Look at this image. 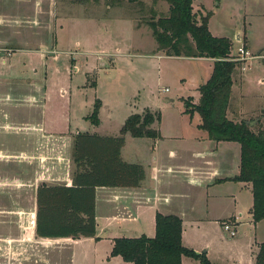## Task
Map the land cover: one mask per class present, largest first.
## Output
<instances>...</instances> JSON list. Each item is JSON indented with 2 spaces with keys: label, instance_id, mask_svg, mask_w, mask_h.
<instances>
[{
  "label": "rangeland",
  "instance_id": "obj_1",
  "mask_svg": "<svg viewBox=\"0 0 264 264\" xmlns=\"http://www.w3.org/2000/svg\"><path fill=\"white\" fill-rule=\"evenodd\" d=\"M55 1L63 5L69 17L63 22L59 18L55 21L54 41L47 43L50 48L45 50V58L35 51L38 50L37 36H27L29 30L25 26L4 42L3 48L14 50L0 51V164L27 161L30 165L27 174L31 176L28 184L23 180V167L15 164L8 166L12 173L9 175L19 177V181L3 178L8 175L0 172V221H14L21 229L32 225L36 186L65 184L64 175L71 178L72 143L77 133L118 136L130 115H142L147 110L158 113L159 120L152 128L162 137L179 142L190 139L200 117L197 113H185L183 101L197 103L198 89L208 80L214 64L206 58L167 57L154 48L156 42L147 24L168 15L169 6L164 1L142 0L134 4L117 0ZM249 24L252 26L250 53L255 58L241 62V69L233 75L227 118L255 122L251 126L256 130L264 128V51L262 55L257 53L264 46V13L250 18L247 13L238 12L224 26L223 34L232 39L233 55L236 32L243 34V28L247 30ZM30 94L41 97H27ZM95 110L98 124L90 119ZM39 122L44 126L45 137ZM23 133L30 138L27 148L30 151L18 156L13 154V149L24 148ZM128 139V149L134 153L139 151V140L129 136ZM0 170L7 169L0 165ZM178 187L179 192L192 195L196 203L194 216L183 218L182 245L196 253L206 251L210 264H237V259H247L249 239L253 235L246 223L248 196L243 194L238 204L230 198L211 197L212 205L207 209L204 191L199 193L184 185ZM207 211L208 220L198 219ZM230 215H235L241 224L234 238L220 226L221 221L231 222L227 219ZM9 239H12L10 235L0 234V264H18L19 258L28 264L30 257L38 259L30 251L28 242L24 241L21 247L20 238V246L15 250V243L8 242ZM75 241L47 243L46 263L55 264L52 260L57 261L59 257L58 261L71 260L76 264H112L109 257L107 262L99 260L108 250L106 244L96 246L94 242ZM183 260L181 264H201L187 257Z\"/></svg>",
  "mask_w": 264,
  "mask_h": 264
},
{
  "label": "trees",
  "instance_id": "obj_2",
  "mask_svg": "<svg viewBox=\"0 0 264 264\" xmlns=\"http://www.w3.org/2000/svg\"><path fill=\"white\" fill-rule=\"evenodd\" d=\"M130 4L142 0H117ZM168 4V15L147 25L156 42L157 51L167 57L206 58L213 69L205 84L199 87L196 104L183 101L185 113H197V126L214 142H232L240 147L239 175L232 180L250 186L254 224L264 220V128L246 121L227 118L233 86V75L241 62L231 55L232 42L214 37L208 30L210 13L194 12V0H153ZM98 124L97 111L90 117ZM158 113L144 111L130 115L118 136L77 133L72 143L74 170L66 184H45L35 191V235L37 238L91 239L96 237V191L98 189H137L145 180L142 165L122 160L125 136L158 138L152 126ZM258 127V125H257ZM182 221L175 215H155L153 238H119L113 241L109 258L120 257L127 264H181L183 257L210 264L205 252L197 254L182 245ZM254 264H264V243L258 246Z\"/></svg>",
  "mask_w": 264,
  "mask_h": 264
},
{
  "label": "crops",
  "instance_id": "obj_3",
  "mask_svg": "<svg viewBox=\"0 0 264 264\" xmlns=\"http://www.w3.org/2000/svg\"><path fill=\"white\" fill-rule=\"evenodd\" d=\"M6 7L11 10L7 12L5 10ZM192 7L197 8V11L195 12L199 11L202 15L210 13L208 30L212 36L219 38L223 37L232 41V39L223 34L224 26L227 25L233 15H236L238 12H245L250 18H256L263 15L264 0H194ZM68 15L64 13L63 5L61 3L57 4L55 0H0V51L6 53L5 51L11 52V50H14L12 48H3V45H5L4 42L7 41L6 39H10L8 36H12L13 33H18V31H16L18 28L20 29L22 26H25L30 32H26L27 36H37L35 40L38 41V50L35 51L39 52L41 58H45L43 56L45 55L44 53L47 52L45 50L50 48L47 46V43L53 44L54 41V37L52 39V36L55 34V21L59 18L63 22L65 18L69 17ZM251 29L252 26L249 24L247 30L245 27L243 28V34H239V31H237V34L235 35L236 37H242L245 47L249 52H251V42L249 40ZM25 38L28 41V38ZM44 40H46V42H44ZM27 44L34 45L31 42H27ZM153 46L157 49L156 43ZM263 51L264 46L260 47L257 50V53L262 55ZM31 58L29 57V59ZM159 58L160 57L158 56V59ZM208 60L211 63L213 62L211 59ZM211 69H213V63ZM0 89H2L1 86ZM2 93L3 96L7 95L5 91ZM38 95L41 97L40 94H37L36 96L30 94L27 95V97L38 98ZM169 101L172 102L171 99H169ZM254 123H251L250 125H253ZM38 124L42 128V137H45L43 124L41 122ZM153 126L156 127L155 124ZM197 126L195 132L191 133L190 139L181 140L180 142L179 140L174 141L173 139H165L161 136L160 132L156 139L133 138L139 140L141 144L137 148L139 151L135 153L128 149L129 135L125 136V144L121 150V158L126 163L142 165L146 173L145 180L137 189H98L96 191V237L94 239H80V241L76 240L75 242H94L96 246L101 243L106 244L108 250H106V254L99 260L107 262L106 260L109 257L115 239L139 238L141 236L153 238L155 235L156 213L178 216L182 222L183 218L194 216L196 209V203L193 201L194 198L192 195L179 192L178 186L184 185L185 187L187 186V188L198 190L199 193L201 191L205 192L203 198L207 209L210 204L212 205L211 197L217 199L221 197L227 199L230 198L234 204H238V201L243 194L244 196H248L250 206L246 223L253 231V235H251L249 239V256L247 259H237L236 263L254 264L255 256L258 252V246L264 243V220L256 224L253 223L252 215L250 213L253 204L251 188L245 183H239L232 180L239 172L240 147L238 144L232 142H214L207 137L205 132L199 130ZM154 127L153 129L156 130ZM22 129L24 130V128ZM98 135L114 136L111 134ZM27 136L28 134H25V141H23V143H25L24 148L13 149V154L17 153V155L20 156V154L30 151L27 149L29 148L28 142L30 141V138ZM129 137L132 138L131 136ZM0 165L3 166L4 169H7L0 170L4 175H8L3 178L11 177L10 179L13 178V181L18 180L19 177L14 178V176L12 177L9 175L12 173L8 166L13 165ZM15 165H18L19 168L23 167V180L27 181L28 184L31 183V176L27 174L30 169L28 162L23 161L22 164L16 163ZM154 169L158 171L156 180L152 178L154 177ZM168 169L171 170V173L167 171ZM25 174L28 175L26 178ZM64 176H66L67 179L62 182L68 185L71 180L70 175ZM191 181L193 183H191ZM224 191L225 193L222 194ZM155 193L167 196L169 198V203L152 205L133 203V196L136 194L152 196ZM35 213L33 215L32 225L23 229L18 225L16 226L14 221L7 219L0 221V234L11 236L12 239H9L8 242L11 241L15 243L13 245L15 250L16 247L20 246V238L22 241L21 247L24 244V241L29 243L28 247L30 248V251L32 250V253L35 254V258L38 259L30 257V259H28V264H47V243L68 241L72 239L51 240L37 238L35 235ZM202 217L198 219H201V221H203V219L208 220V211L205 216ZM236 218L235 215L227 217L228 220H231V223L236 229H239L241 224ZM195 223L197 222L195 221ZM222 223L224 222L221 221V227ZM16 233L17 236H14ZM30 242H33L32 246L30 245ZM198 252L200 253L201 251L199 250ZM183 259H185V257L181 259L182 262L184 261ZM17 260L18 264H25L23 258ZM58 260H60L59 257L57 261ZM109 260H111L112 264H127L120 258L116 257H113L112 259L109 258ZM52 261H55V264H68L69 262L76 264L71 260L57 262L56 258ZM12 264H16V262H13Z\"/></svg>",
  "mask_w": 264,
  "mask_h": 264
},
{
  "label": "built area",
  "instance_id": "obj_4",
  "mask_svg": "<svg viewBox=\"0 0 264 264\" xmlns=\"http://www.w3.org/2000/svg\"><path fill=\"white\" fill-rule=\"evenodd\" d=\"M236 43V49L234 50L233 57L238 62H244L246 60H251L255 58L252 56V54L246 49L244 41L241 36H237L234 39ZM261 57V56H260ZM259 57V58H260ZM165 92L168 90L165 89ZM169 173H171V170H167ZM154 177H152L154 180H156V175L158 174V171L156 169L153 170ZM191 183H193L191 181ZM133 203L135 204H145V205H152V204H167L169 203V198L167 196H163L160 194L155 193L152 196L145 195V194H136L133 196ZM223 230L228 234L230 238H234L237 234L236 227L230 222V223H224L222 225Z\"/></svg>",
  "mask_w": 264,
  "mask_h": 264
},
{
  "label": "water",
  "instance_id": "obj_5",
  "mask_svg": "<svg viewBox=\"0 0 264 264\" xmlns=\"http://www.w3.org/2000/svg\"><path fill=\"white\" fill-rule=\"evenodd\" d=\"M206 253V252H205ZM197 254H199V253H197Z\"/></svg>",
  "mask_w": 264,
  "mask_h": 264
}]
</instances>
